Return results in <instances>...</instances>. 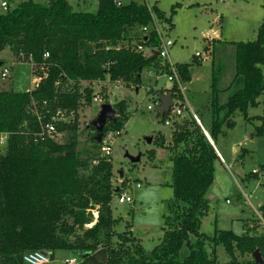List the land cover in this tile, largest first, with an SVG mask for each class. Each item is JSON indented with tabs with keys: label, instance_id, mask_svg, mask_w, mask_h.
<instances>
[{
	"label": "trees",
	"instance_id": "trees-1",
	"mask_svg": "<svg viewBox=\"0 0 264 264\" xmlns=\"http://www.w3.org/2000/svg\"><path fill=\"white\" fill-rule=\"evenodd\" d=\"M151 10L159 23L173 27V8L169 16L155 6ZM150 20L144 4L116 6L114 0H97L95 13L75 12L66 0H50L46 6L25 0L0 14V52L8 48L23 61L31 57V73L39 78L28 92H0V132L9 134L7 148L0 151V264H23L25 253L43 250H50L53 260L58 251L79 256L75 264H214L218 245L229 258L227 264H241V257L256 250L264 261V231L237 235L215 230L212 237L199 232L209 209L204 195L219 158L188 112L172 123V199L166 202L162 236L149 251L132 237L128 224L121 233L114 230L119 219L112 216L111 201L122 188L115 193L109 157L81 161L75 151L77 112L91 104L94 84L107 81L134 89L145 69L170 74L155 54L136 51L138 46L156 45L154 33L140 32ZM204 40V52L211 59L210 101L197 117L215 145L236 114L249 120L247 109L256 107L263 94L264 19L252 41ZM228 51L233 54L231 75L221 59ZM45 53L47 59L42 58ZM199 59L193 56L190 64H174L182 84L190 82L189 68L201 65ZM164 92L182 100L173 85L151 91L152 101L159 104L157 96ZM113 109L116 118L106 122L109 129L104 126L102 138L107 131L118 134L125 121V104L118 102ZM58 111L71 115L70 121H51ZM155 115L164 123L169 113ZM46 124H53L55 132L41 135L40 127ZM90 130L95 135L93 148H98V133L92 126ZM63 133L66 142H58L55 138ZM255 133H263V124ZM153 142L165 147L162 134ZM258 210L264 218V205ZM206 243L212 246L209 254ZM183 246L189 252L179 262ZM248 264H254L252 259Z\"/></svg>",
	"mask_w": 264,
	"mask_h": 264
},
{
	"label": "rangeland",
	"instance_id": "rangeland-1",
	"mask_svg": "<svg viewBox=\"0 0 264 264\" xmlns=\"http://www.w3.org/2000/svg\"><path fill=\"white\" fill-rule=\"evenodd\" d=\"M6 1L11 10L25 0ZM46 6L50 0H32ZM155 6L160 12L172 17L173 27L166 29L168 37L174 42L169 51L172 64H190L195 54L201 65L191 66V83L182 86L186 104L195 110L196 102L205 103L211 79V59L204 52L205 40L218 33L223 42H246L256 37L257 30L264 19V0H121ZM75 12L95 13L97 0H66ZM4 11L0 8V14ZM167 26V25H166ZM11 52L8 48L0 52V71L10 67L6 79L0 77V92H28L34 87L36 76L31 73V66L23 61V57ZM206 57V58H205ZM223 58V59H222ZM227 68V75L232 74L233 54L231 51L221 55ZM20 61V62H18ZM264 72V65L262 66ZM157 77H159L157 79ZM230 77H227V81ZM141 82L130 89L119 84L99 82L92 86L93 93L99 97L101 104L112 107L118 102L125 104V118L118 134L107 131L100 142L95 143L91 124L96 119L100 105L91 101L89 106L83 105L77 112L76 148L80 160L86 158L109 157L112 165V186L122 188L131 198V203L119 204L116 196L111 201L112 216L119 219L114 227L116 233L126 230L129 225L130 234L139 240L142 248L151 250L162 236L163 216L168 213L166 202L172 199L170 136L174 125L182 118L161 123L153 110L151 91L163 84V77L154 71L145 69L141 73ZM81 84V88L85 87ZM123 85V84H122ZM80 88V90H81ZM258 105L246 111L249 120H243L236 114L232 122H227L223 133L217 138L215 147L222 159L213 162L212 183L205 192L209 209L199 223V232L212 237L215 230L231 231L237 235L244 231L262 233L264 223L259 218L258 207L264 205V91L257 99ZM115 111V110H114ZM187 114L184 115V118ZM257 117L262 118L257 120ZM73 120V118H72ZM263 124V133L259 136L255 131ZM109 129V125H106ZM157 134H162L165 147L160 148L153 142ZM58 142H66L67 133L55 138ZM99 151V152H98ZM152 151V155H150ZM88 153V154H87ZM130 157L139 156L137 163H131ZM253 170L258 173L253 175ZM139 185L137 188L136 185ZM195 241L194 237L190 239ZM117 241L116 237L113 239ZM205 251L209 254L212 246L206 243ZM214 264H227L229 261L223 247H215ZM187 247H181L177 260L181 262L188 255ZM73 256L79 262V256L58 251L52 264H61L66 257ZM241 264H248L251 256L240 258Z\"/></svg>",
	"mask_w": 264,
	"mask_h": 264
},
{
	"label": "built area",
	"instance_id": "built-area-1",
	"mask_svg": "<svg viewBox=\"0 0 264 264\" xmlns=\"http://www.w3.org/2000/svg\"><path fill=\"white\" fill-rule=\"evenodd\" d=\"M114 3L116 6H121L123 4L121 0H114ZM145 6L148 9L151 20H150L149 25L142 27L140 29V32L142 33V35H146L148 32L154 33L156 45L153 48L138 46L136 48V51L143 53L145 56H151L152 54H155L160 66H167L169 68L170 74L162 73L161 76H163L166 79L167 83H169L171 86L175 85L177 87V90L180 93L181 99H182V100H180V99L175 100L172 98L173 106L170 109V112H169V115H168V118L166 121L169 122L170 120H173L174 118H181L182 115L184 114V112H188L189 114H191L192 118L196 121V123L202 129V126L199 122L197 115L193 111H191L190 109L187 108L186 99L183 96V89H182V86L184 84H182L181 81L179 80V77H178L177 72L175 70L174 64H172L169 61V51L174 46V42L168 37L166 29H164V25L159 23L157 21V19L155 18V16L153 15L151 7L148 6L147 4H145ZM0 8L4 12L7 10L8 5H7L6 1L0 2ZM20 56H22V55H19L18 57H20ZM195 56L200 57V54L197 53V54H195ZM42 58L47 59L48 54L45 53L42 56ZM31 61H32L31 57H28L26 60V62L30 66H32ZM18 62H20V61H18ZM10 69H11V66L10 67H4L0 71L1 79H6L9 76ZM38 80H39V78L35 79L34 86L36 85ZM92 100L95 103L99 102L98 104L101 105V101H100L99 97L96 95V93H93ZM158 105L159 104L154 103V105L152 107L147 106V110H153L154 107H156ZM70 116L71 115L68 116V115L62 114L61 112L58 111L56 113V116L51 121H61V122L68 123L71 119ZM37 121L40 122V119L38 116H37ZM40 129H41V133H40L41 135H43V134L44 135H50V134L55 132V128H54L53 124H46L44 127L41 126ZM8 140H9V134L0 132V151H4L7 148ZM252 173L257 174L258 172L256 170H253ZM136 187L138 188L139 185L137 184ZM119 189L120 188H118V190ZM116 199H117V202L119 204H125V203H131L132 202V200L128 196L127 192L123 191V189L116 195ZM261 217L263 218V216L261 215L259 217L262 220ZM262 221L264 223V220H262ZM53 255L54 254L50 250L27 252L22 256V263L23 264H52L54 261L52 259ZM75 263H77L76 258H74L73 256L66 257L61 262V264H75Z\"/></svg>",
	"mask_w": 264,
	"mask_h": 264
},
{
	"label": "water",
	"instance_id": "water-1",
	"mask_svg": "<svg viewBox=\"0 0 264 264\" xmlns=\"http://www.w3.org/2000/svg\"><path fill=\"white\" fill-rule=\"evenodd\" d=\"M256 38V37H255ZM1 66V63H0ZM169 85V86H168ZM165 87V90H168L170 88V84H168ZM159 99V105L155 107L154 111L159 115V117H162L165 114H168L170 112L171 107L173 106L172 97L169 94H160L157 96ZM116 118L115 111L113 107L110 104L104 103L101 104L99 107V112L96 115V119L91 124L92 127L95 129V131L98 133V136L96 137V140L98 142L101 141L102 138V131L104 126L106 125V122L114 121ZM205 134V133H204ZM206 138L210 142V144L213 146L214 143L211 141L209 136L205 134ZM126 157L131 163H137L140 159L139 156L133 158L126 154ZM118 191V188L115 189V193ZM251 259L254 262V264H264V261L262 260L259 252L256 250L251 255Z\"/></svg>",
	"mask_w": 264,
	"mask_h": 264
},
{
	"label": "crops",
	"instance_id": "crops-1",
	"mask_svg": "<svg viewBox=\"0 0 264 264\" xmlns=\"http://www.w3.org/2000/svg\"><path fill=\"white\" fill-rule=\"evenodd\" d=\"M208 39H221L219 36H218V33H212V36L211 37H209ZM204 47V46H203ZM195 56V55H194ZM202 55H200V57H201ZM206 58V57H205ZM191 70H192V67H190L189 68V73H190V79H191ZM163 77V76H162ZM159 77H157V79H158ZM163 84L161 85V86H159V87H156V85H155V90H158V89H164L165 90V87L169 84V83H167V81H166V79L163 77ZM189 83H191V80H190V82H188V84ZM187 84V83H186ZM169 86V85H168ZM171 87V86H170ZM127 89V88H126ZM163 94H167L166 92H164ZM151 96L153 97V95L151 94ZM186 99V98H185ZM186 101H187V99H186ZM209 101H210V94H208V96L206 97V100H205V103H202L201 101H197L196 102V108H195V110H193L191 107H190V105L188 104V106H187V108L188 109H190L191 111H193L196 115H198V113H201L202 111H203V109L205 110V109H207V107H208V105H209ZM187 105V104H186ZM149 106V105H148ZM185 114H187V112H184V114L182 115V117L181 118H183L184 117V115ZM203 129V128H202ZM203 131H204V129H203ZM205 132V131H204ZM206 133V132H205ZM213 148H214V150H215V152H216V154H217V156H218V158L219 159H222L221 158V155L219 154V152H218V150H217V148L215 147V145H213ZM138 240V239H137Z\"/></svg>",
	"mask_w": 264,
	"mask_h": 264
}]
</instances>
